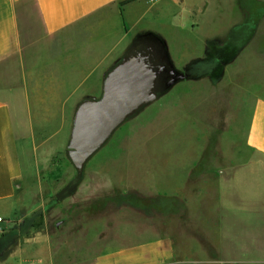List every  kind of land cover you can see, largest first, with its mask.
Listing matches in <instances>:
<instances>
[{
	"label": "rangeland",
	"instance_id": "rangeland-1",
	"mask_svg": "<svg viewBox=\"0 0 264 264\" xmlns=\"http://www.w3.org/2000/svg\"><path fill=\"white\" fill-rule=\"evenodd\" d=\"M146 26L166 38L169 58L185 78L114 132L76 188L66 146L40 186L24 140V172L31 173L3 209L0 264L19 253L86 259L143 239L127 220V234H120V219L160 222L174 209L179 221L188 205L202 206L205 220L194 221L219 231L214 235L229 253L236 244L263 251L264 154L249 145L248 129L252 103L264 97V0H165L142 18L139 28ZM44 119L60 122L32 117L31 134H41L38 121ZM67 129L55 137L56 150ZM216 189L225 193L217 198Z\"/></svg>",
	"mask_w": 264,
	"mask_h": 264
},
{
	"label": "crops",
	"instance_id": "crops-1",
	"mask_svg": "<svg viewBox=\"0 0 264 264\" xmlns=\"http://www.w3.org/2000/svg\"><path fill=\"white\" fill-rule=\"evenodd\" d=\"M122 1L0 0V215L4 218L5 205L18 195L31 173L26 176L24 172L25 139L41 186L50 178L52 158L67 148L77 105L102 94L104 77L135 39L144 33L156 34L169 55V43L159 31L150 26L139 28L142 18L165 0ZM32 117H60V122L38 121L41 134L35 135L30 131ZM65 126L64 142L56 150L55 137L65 133ZM248 143L264 154V97L252 103ZM219 193L225 192L216 189L215 197ZM249 197L255 200L256 195ZM200 207H183L179 221L174 209L160 222L124 217L118 224L120 234H127L123 227L127 220L138 225L143 239L125 240L118 247L87 254L86 259L78 254L69 259L52 252L19 253L8 256L7 264H83L84 260L87 264H264V249L256 252L236 244L230 253L226 251L229 248L219 241L221 235H214L219 231L212 233L194 221L206 218ZM123 213L131 212L125 209ZM249 241L255 244L256 239ZM242 251L246 252L239 254Z\"/></svg>",
	"mask_w": 264,
	"mask_h": 264
},
{
	"label": "water",
	"instance_id": "water-1",
	"mask_svg": "<svg viewBox=\"0 0 264 264\" xmlns=\"http://www.w3.org/2000/svg\"><path fill=\"white\" fill-rule=\"evenodd\" d=\"M164 49L168 55L165 46ZM149 50L154 48L150 46ZM166 69V63H157L149 51L136 49L133 45L107 72L102 94L79 102L66 148V155L76 170L72 180L74 187L82 180L90 159L122 124L186 76L178 69H172L175 75L160 89Z\"/></svg>",
	"mask_w": 264,
	"mask_h": 264
},
{
	"label": "flooded vegetation",
	"instance_id": "flooded-vegetation-1",
	"mask_svg": "<svg viewBox=\"0 0 264 264\" xmlns=\"http://www.w3.org/2000/svg\"><path fill=\"white\" fill-rule=\"evenodd\" d=\"M151 38L152 41L157 42V44H152L149 42V39ZM148 38L146 37H140L136 40L134 43V48L136 49H145L151 53L152 59H154L157 63H166L167 69L162 74V78L160 80V89L164 88L166 83L170 81L175 73H172V69H175L174 65L172 64L169 55L166 54V51L164 49V43L159 41L157 38L150 36ZM148 41V42H147ZM150 46L154 48V50H149ZM178 70H176L177 72ZM182 71H180L181 73ZM184 73V72H183ZM185 74V73H184Z\"/></svg>",
	"mask_w": 264,
	"mask_h": 264
},
{
	"label": "trees",
	"instance_id": "trees-1",
	"mask_svg": "<svg viewBox=\"0 0 264 264\" xmlns=\"http://www.w3.org/2000/svg\"><path fill=\"white\" fill-rule=\"evenodd\" d=\"M131 1H134V0H123L121 3H122V4H126V3L131 2ZM150 36H153V37L157 38L159 41H161L162 43H164V41H163V39H162L161 37H159V36H157L156 34H153V33H151V32H150V33L140 34V35L135 39L134 43H135L136 40H137L138 38H140V37H146V38L149 39ZM147 42H148V41H147ZM149 42H151L152 44H153V43H154V44H157V42L152 41L151 38L149 39Z\"/></svg>",
	"mask_w": 264,
	"mask_h": 264
},
{
	"label": "built area",
	"instance_id": "built-area-1",
	"mask_svg": "<svg viewBox=\"0 0 264 264\" xmlns=\"http://www.w3.org/2000/svg\"><path fill=\"white\" fill-rule=\"evenodd\" d=\"M5 221V218L0 215V231H1V224Z\"/></svg>",
	"mask_w": 264,
	"mask_h": 264
}]
</instances>
